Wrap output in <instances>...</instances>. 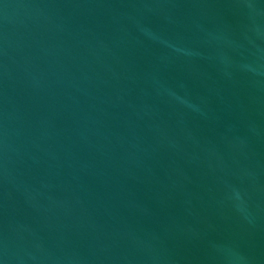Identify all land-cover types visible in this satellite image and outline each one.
Instances as JSON below:
<instances>
[{
	"label": "water",
	"instance_id": "water-1",
	"mask_svg": "<svg viewBox=\"0 0 264 264\" xmlns=\"http://www.w3.org/2000/svg\"><path fill=\"white\" fill-rule=\"evenodd\" d=\"M0 264H264V0H0Z\"/></svg>",
	"mask_w": 264,
	"mask_h": 264
}]
</instances>
